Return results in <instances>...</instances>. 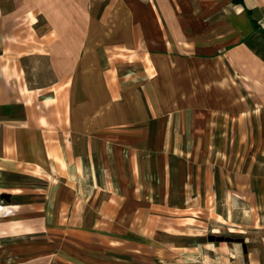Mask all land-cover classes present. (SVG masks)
<instances>
[{
    "label": "crops",
    "instance_id": "0c3cea01",
    "mask_svg": "<svg viewBox=\"0 0 264 264\" xmlns=\"http://www.w3.org/2000/svg\"><path fill=\"white\" fill-rule=\"evenodd\" d=\"M260 29L264 0H0V264H184L216 198L264 264Z\"/></svg>",
    "mask_w": 264,
    "mask_h": 264
},
{
    "label": "rangeland",
    "instance_id": "374dc122",
    "mask_svg": "<svg viewBox=\"0 0 264 264\" xmlns=\"http://www.w3.org/2000/svg\"><path fill=\"white\" fill-rule=\"evenodd\" d=\"M221 205L220 198L211 199L206 207L209 209H205V212H200L198 215L199 223L190 226L183 232V252L187 255L184 264H213L209 252L218 254L217 264H243L241 259L243 249L240 248L239 243L240 239L244 238V232L241 231L239 215H232V222H224L221 218L208 214L212 207H214V211L221 213ZM231 208L239 209L237 201H232ZM217 237H221V240H218ZM230 245L233 246V250L225 248ZM219 246L223 247V251L219 250ZM193 249L196 250V253L193 252ZM230 253L234 254L233 260L229 256Z\"/></svg>",
    "mask_w": 264,
    "mask_h": 264
},
{
    "label": "trees",
    "instance_id": "16d2710c",
    "mask_svg": "<svg viewBox=\"0 0 264 264\" xmlns=\"http://www.w3.org/2000/svg\"><path fill=\"white\" fill-rule=\"evenodd\" d=\"M233 1H235V2H242V0H233ZM251 22L253 23V25L256 26V23L253 20H251ZM260 30L261 31H264V29H260Z\"/></svg>",
    "mask_w": 264,
    "mask_h": 264
},
{
    "label": "water",
    "instance_id": "95a60500",
    "mask_svg": "<svg viewBox=\"0 0 264 264\" xmlns=\"http://www.w3.org/2000/svg\"><path fill=\"white\" fill-rule=\"evenodd\" d=\"M0 197H1V198H4V197H8V196H7V195H6V196H5V195H0ZM217 239H218V240H221V237H217ZM240 241H241V239H240Z\"/></svg>",
    "mask_w": 264,
    "mask_h": 264
}]
</instances>
